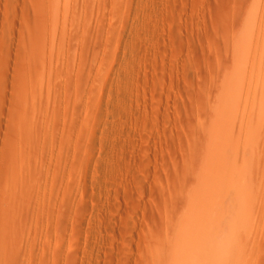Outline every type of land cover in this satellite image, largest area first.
<instances>
[{"label": "rangeland", "instance_id": "374dc122", "mask_svg": "<svg viewBox=\"0 0 264 264\" xmlns=\"http://www.w3.org/2000/svg\"><path fill=\"white\" fill-rule=\"evenodd\" d=\"M195 262L264 264V0H0V264Z\"/></svg>", "mask_w": 264, "mask_h": 264}, {"label": "bare ground", "instance_id": "6f19581e", "mask_svg": "<svg viewBox=\"0 0 264 264\" xmlns=\"http://www.w3.org/2000/svg\"><path fill=\"white\" fill-rule=\"evenodd\" d=\"M234 201H235V200H234ZM237 202H238V201H237ZM234 204H235V203H234ZM232 206H233V204H232ZM239 206H241V205H239ZM229 209H230V208H229ZM229 209H228V210H229ZM234 209H235V208H234ZM234 209H232V210H234ZM243 212H244V211H243ZM239 215H240V214H239ZM242 215H243V213H242ZM233 216H234V215H233ZM243 216H244V215H243ZM210 217H212V215H211ZM223 217H225V215H224ZM243 221H244V219H243ZM240 223H241V222H240ZM234 225H235V224H234ZM234 225H233V226H234ZM208 226H209V225H208ZM213 226H214V225H213ZM230 227H231V226H230ZM212 229H214V228H212ZM232 229H233V228H232ZM234 229H235V228H234ZM233 232H234V231H233ZM210 238H211V237H209L208 239H210ZM208 239H206V240H208ZM220 239H221V238H220ZM222 239H223V238H222ZM222 239H221V240H222ZM208 241H209V240H208ZM216 241H217V240H216ZM226 241H227V240H226ZM219 242H220V241H219ZM221 242H222V241H221ZM227 242H228V241H227ZM208 243H209V242H208ZM208 243H207V245H208ZM210 243H211V242H210ZM218 244H219V243H218ZM207 245H206V246H207ZM192 246H193V245H192ZM204 246H205V244H204ZM211 246H212V244H211ZM203 248H205V247H203ZM211 248H212V247H211ZM231 248H232V247H231ZM209 249H210V248H209ZM200 250H201V247L197 249V251L201 252ZM224 251H225V250H224ZM219 253H220V252H219ZM230 255H231V254H230ZM215 257H216V256H215ZM228 257H229V256H228ZM205 258H206V257H205ZM203 260H204V259H203ZM203 260H202V261H203ZM211 260H213V259H211ZM216 260H217V259H216ZM202 261H200V263H202ZM209 261H210V260H209ZM204 262H205V261H204ZM217 262H218V261H217ZM192 263H193V262H192ZM200 263L197 262V264H200ZM195 264H196V262H195ZM208 264H210V263L208 262ZM214 264H215V263H214ZM218 264H219V263H218Z\"/></svg>", "mask_w": 264, "mask_h": 264}]
</instances>
